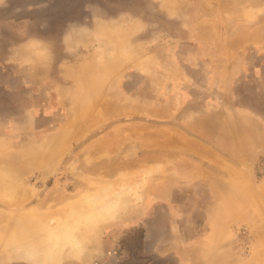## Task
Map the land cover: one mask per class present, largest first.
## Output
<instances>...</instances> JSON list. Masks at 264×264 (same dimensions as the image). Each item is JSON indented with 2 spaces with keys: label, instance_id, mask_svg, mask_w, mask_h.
<instances>
[{
  "label": "rangeland",
  "instance_id": "obj_1",
  "mask_svg": "<svg viewBox=\"0 0 264 264\" xmlns=\"http://www.w3.org/2000/svg\"><path fill=\"white\" fill-rule=\"evenodd\" d=\"M95 10L104 38L67 54ZM29 38L53 51L29 42L30 75ZM0 165V219L108 178L143 196L96 264H264V0H0Z\"/></svg>",
  "mask_w": 264,
  "mask_h": 264
},
{
  "label": "clouds",
  "instance_id": "obj_2",
  "mask_svg": "<svg viewBox=\"0 0 264 264\" xmlns=\"http://www.w3.org/2000/svg\"><path fill=\"white\" fill-rule=\"evenodd\" d=\"M111 20L95 10L94 27L70 24L62 39L65 52L78 58L90 42L104 38L105 26ZM30 41H38L45 53L41 66L53 61L50 43L27 39L13 49L11 57L17 58L14 63L28 75L32 71L29 57L35 51ZM107 56L117 58L114 51ZM103 62L104 57H98V63ZM20 184L14 169L0 165V186L6 199ZM144 216L143 196L112 178L78 189L56 214L38 208H14L0 219V264H96L105 255L104 242L110 232L135 224Z\"/></svg>",
  "mask_w": 264,
  "mask_h": 264
},
{
  "label": "bare ground",
  "instance_id": "obj_3",
  "mask_svg": "<svg viewBox=\"0 0 264 264\" xmlns=\"http://www.w3.org/2000/svg\"><path fill=\"white\" fill-rule=\"evenodd\" d=\"M6 158H9V157H6ZM10 159V158H9ZM12 160V159H11ZM5 160H3V162H4ZM126 182V181H125ZM13 195V194H12ZM11 197H15V195L14 196H11ZM51 212V211H50ZM55 214V213H54Z\"/></svg>",
  "mask_w": 264,
  "mask_h": 264
}]
</instances>
